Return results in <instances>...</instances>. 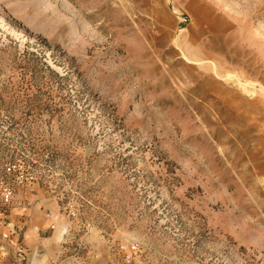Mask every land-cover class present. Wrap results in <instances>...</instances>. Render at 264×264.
I'll return each instance as SVG.
<instances>
[{"label": "rangeland", "instance_id": "rangeland-1", "mask_svg": "<svg viewBox=\"0 0 264 264\" xmlns=\"http://www.w3.org/2000/svg\"><path fill=\"white\" fill-rule=\"evenodd\" d=\"M0 264H264V0H0Z\"/></svg>", "mask_w": 264, "mask_h": 264}, {"label": "built area", "instance_id": "built-area-1", "mask_svg": "<svg viewBox=\"0 0 264 264\" xmlns=\"http://www.w3.org/2000/svg\"><path fill=\"white\" fill-rule=\"evenodd\" d=\"M11 197H12V192L7 190V191L5 192V194H4V196H3V202H4L5 204L10 203V201H11Z\"/></svg>", "mask_w": 264, "mask_h": 264}]
</instances>
